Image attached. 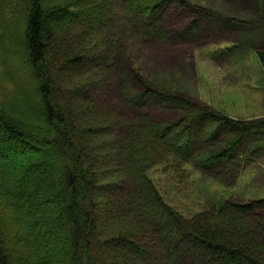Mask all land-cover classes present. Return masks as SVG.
<instances>
[{
	"label": "trees",
	"instance_id": "obj_1",
	"mask_svg": "<svg viewBox=\"0 0 264 264\" xmlns=\"http://www.w3.org/2000/svg\"><path fill=\"white\" fill-rule=\"evenodd\" d=\"M257 1L264 16V0ZM169 5L183 8L187 0H0V50L15 42L32 85L24 90L27 86L4 60L3 81L13 88L0 93V264H264L263 225L255 215L263 198H222L214 210L186 215L165 199L152 178L158 171L166 180L186 181L196 173L232 190L243 170L264 154L263 117L236 120L207 108L175 83L145 74L127 59L129 48H120L114 23L132 27L146 43L166 40L170 36L156 21ZM242 50L226 48L231 57ZM254 53L264 89V45ZM93 57L102 63L81 83L59 84L69 69ZM56 59L60 64L53 65ZM111 71L126 83L125 93L120 86L117 93L127 107L177 104L185 116L164 125L139 115L123 126L121 114L106 106L91 115L92 120L108 119L98 122L103 139L93 147L83 144L81 138L94 129L81 131L76 124L87 119L88 111L71 109L85 90L101 87ZM17 108L28 109L33 124L21 119ZM120 128L126 147L111 162L123 182L117 184L107 181L109 176H95L92 164L102 161L96 152L109 150ZM124 183L129 189L118 202L100 192ZM98 203H104L101 209ZM125 249L149 256L140 259Z\"/></svg>",
	"mask_w": 264,
	"mask_h": 264
},
{
	"label": "rangeland",
	"instance_id": "obj_2",
	"mask_svg": "<svg viewBox=\"0 0 264 264\" xmlns=\"http://www.w3.org/2000/svg\"><path fill=\"white\" fill-rule=\"evenodd\" d=\"M211 12L218 18L209 16ZM16 17L15 15V18H12L17 20ZM233 17L240 18L243 24L228 23L226 19L231 20ZM119 21L113 26L117 27L116 33L120 35L119 46L122 49L129 48L130 54L127 59H132L134 64H138L140 71L150 76L162 77L171 84L175 83L173 84L174 88L188 91L191 99L198 104L203 103L212 108L221 109L231 117L245 120L264 118V89L260 84L261 68L258 57L254 53L264 45V18L257 0H187V6L183 8L169 5L158 15L156 22L157 26H162L163 31L170 37L166 40L156 39L149 43L138 37L132 27H127ZM216 21H223L224 24H219ZM86 22L84 20V23ZM191 27L194 29L188 33L187 31ZM4 31L6 35L8 30ZM7 43L8 45L4 46L5 54L3 53L4 48L0 50V93L4 94V91H10V87L13 88L12 85L3 81L4 60L9 66L7 70L12 72L15 79H20L24 88L27 86L26 89H23H32L25 66L22 61L20 64L19 53L21 50L17 48V45L12 44L15 43L14 41ZM2 44L3 36L0 34V46ZM232 45L240 46L243 49L242 52L236 53L237 56L234 57L229 56L226 48ZM101 60L99 58L90 59L82 62L73 71L69 69L71 72L68 71V75L63 81H59V84L63 83L66 87H71L77 81L81 83V80L84 79L83 76H87V72L96 68L100 62L102 63ZM119 60L122 61L120 64L125 72H129L128 69L131 68L122 59ZM52 64L58 65L60 62L56 59ZM129 65L131 64L129 63ZM128 75L127 80L129 81ZM56 76L57 78L60 76V67H57ZM66 78L68 79L65 82ZM103 81L101 87L92 86L79 95L77 97L79 102H76L71 109L75 114H83L88 111L84 116H87V119L84 121L81 119L76 124V127L81 131H86L85 129L90 125L89 130L94 129L81 138L84 141L83 144L88 147H93L96 141L103 139L100 130H98L100 129L98 122H105L107 118L96 120L100 119L97 116L95 120H92L91 115L93 112L96 113L97 109L101 113L106 106L115 113L121 114L124 120L123 126L126 123H132L139 115H146L150 122L163 123L164 125L175 124L174 121L185 116V109L177 104L169 107V105L146 102L129 108L117 93V86H120V91L125 93L124 79L117 78L115 72L111 71L103 77ZM19 109L17 108L16 114L25 122L33 124L31 119H27L28 109ZM65 111H68L67 107ZM123 132L124 129L120 128L115 134L116 136L111 138L112 141L110 140L109 143L113 146L109 150L104 153L103 151L96 152L102 161L96 160L94 165L92 164L95 176L102 175L103 178L109 176L106 178L107 181H116L117 184L123 182L115 177L117 170L111 162L115 163L118 149L126 147L123 138H120ZM172 141L171 144L175 146L176 143L174 140ZM77 144L82 146L81 142ZM194 144L197 146L198 141H195ZM88 164L90 165L89 162ZM154 173L156 175L152 178L155 182L159 181L157 185L165 199L186 215H192L201 210H214L217 201H222V198L226 200L264 199V154L243 170V174L236 187H233L232 192L208 179H203L196 173L189 176L186 181L174 177H168L166 180L165 177L159 175L158 171ZM128 189L129 185L124 183L119 189L114 187L100 192L110 202H118L121 193ZM98 204L100 209L104 205V203ZM255 213V215L261 216L263 232H259V236L264 238V205ZM157 241L153 240V242ZM117 249L124 251L123 248L117 247ZM125 251L140 259H146L149 256L146 252L138 254L127 249Z\"/></svg>",
	"mask_w": 264,
	"mask_h": 264
},
{
	"label": "bare ground",
	"instance_id": "obj_3",
	"mask_svg": "<svg viewBox=\"0 0 264 264\" xmlns=\"http://www.w3.org/2000/svg\"><path fill=\"white\" fill-rule=\"evenodd\" d=\"M112 2H114V3H118L116 0H112ZM261 12V11H260ZM211 15V17L213 18V17H215V18H218V16H216V15H214L212 12H211V14H209V16ZM261 15H262V13H261ZM262 17L264 18V16L262 15ZM227 20V22L228 23H231V22H235V23H241V24H243L242 22V20L240 19V18H236V17H233V18H231V20L230 19H226ZM240 20V21H239ZM217 23H219V24H224V22L223 21H216ZM229 25H232V24H229ZM202 105H204V106H206L207 108H210V109H213L211 106H209V105H205V104H203V103H201ZM214 109H217V108H214ZM219 110H221V109H219ZM223 111V110H222ZM233 119H236V120H240V118H234V117H232ZM246 120H249V119H246ZM217 185V184H216ZM235 187H236V185H235ZM233 191V189L231 190V192Z\"/></svg>",
	"mask_w": 264,
	"mask_h": 264
}]
</instances>
